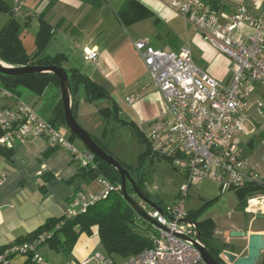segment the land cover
Segmentation results:
<instances>
[{
	"label": "built area",
	"instance_id": "2783aa9c",
	"mask_svg": "<svg viewBox=\"0 0 264 264\" xmlns=\"http://www.w3.org/2000/svg\"><path fill=\"white\" fill-rule=\"evenodd\" d=\"M15 16L21 15L23 0H10ZM164 7L179 14L201 33L219 54L233 64L226 82H222L198 67L189 46L175 51L156 49L149 41L137 40L134 47L140 54L150 80L162 94L168 118L153 121L146 136L150 151L162 155L179 169L186 185L173 206L162 209L143 208L152 233V247L135 256L118 260L96 251L80 262L67 264H205L199 251L191 244L194 229L180 221L190 219L184 202L192 185L203 180L215 182L220 191L248 187L251 196L244 212L253 219L264 215V175L249 163L241 150L237 135L248 132L244 124L255 125V116L264 117V7L258 16L250 15L241 5L235 13L221 20L208 0H158ZM246 24L252 32L238 36L239 27ZM96 50H84V59L95 62ZM12 106L0 109V144L14 147L29 137L43 138L47 143L70 153L81 166L94 165L95 156L87 150H76L59 129L40 116L32 105L0 89ZM140 93L128 95L133 104ZM97 192L78 190L66 204L65 215L85 213L96 202L119 189L104 177L96 179ZM39 239L12 246L0 254V264H11L8 257L32 254L33 264H51L36 254Z\"/></svg>",
	"mask_w": 264,
	"mask_h": 264
},
{
	"label": "crops",
	"instance_id": "0c3cea01",
	"mask_svg": "<svg viewBox=\"0 0 264 264\" xmlns=\"http://www.w3.org/2000/svg\"><path fill=\"white\" fill-rule=\"evenodd\" d=\"M6 1L11 3L10 0ZM128 1H132L131 12L122 15ZM221 4L222 8L217 12L221 20H225L241 5L250 15L258 16L264 7V0H221ZM10 17L9 14L0 13V23L4 25ZM15 17L19 24L21 21L26 27L34 25L37 31L41 21L48 24L52 34L48 46H53L56 51L53 56L64 55L66 59L62 65L66 70H78L108 93L109 98L102 100H106L109 105L104 107L116 105L118 116L127 109L125 121L138 124L141 130L147 126L146 133L153 121L168 115L165 113L162 94L152 82L150 86L146 82L144 84L149 74L134 42L149 39L155 43L154 48H168V52H171L196 42L199 33L158 0H23L21 15ZM131 17L135 19L130 20ZM109 22L116 23L117 27L106 33L105 25ZM139 23L144 24L146 33L137 35L129 30L130 26ZM251 32L250 27L242 24L238 36L245 37ZM85 49L96 50L95 62L84 59ZM201 60L204 63L205 57L202 56ZM201 68L214 78L226 82L233 64L216 50L212 59ZM52 88L54 91L48 102L45 93L27 97L30 100L27 102L21 99L20 92L17 97L34 108L38 107L39 111L44 109L50 117L51 107L60 100L56 88ZM134 93H140V96L128 105L126 98ZM75 100V119L86 118L80 110L81 103L76 97ZM12 105L13 100L7 98L0 102V109ZM64 137L71 141L69 135ZM13 149L11 159H0V246L32 232L49 218L61 217L74 192L100 190L96 180L89 181L78 173V163L68 151L47 143L43 138L31 136L23 143H17ZM250 164L257 173L264 175V160ZM49 177L52 179L49 180ZM211 219L215 227V220ZM251 220L254 219L251 217ZM240 230V225L230 223L227 231ZM263 230L250 228L247 232ZM240 249L238 252L231 251L239 256L245 255L246 241ZM93 251V241L85 234L80 235L72 250L74 261H83ZM22 260L24 263L27 258L16 256L11 263L17 264Z\"/></svg>",
	"mask_w": 264,
	"mask_h": 264
},
{
	"label": "trees",
	"instance_id": "16d2710c",
	"mask_svg": "<svg viewBox=\"0 0 264 264\" xmlns=\"http://www.w3.org/2000/svg\"><path fill=\"white\" fill-rule=\"evenodd\" d=\"M208 1L210 2L212 9L218 11V9L222 8L221 0ZM131 6L132 1H128L126 9L122 12V15L130 13ZM0 13L9 14L11 16L6 23L0 27V60L2 62L17 66L28 65L63 67L62 64L66 59L64 55H45V50L52 36L50 26L48 24L44 21L40 22L34 41L35 51L32 54H28L20 38V24L12 12L11 3L8 4L6 0H0ZM133 19L135 18L131 17L130 20ZM67 72L71 85V109L74 117L75 107L77 106L75 94L79 88L83 90L85 101L87 103L92 104L99 100L109 98L108 93L102 87L85 75L81 74L78 70L72 69L67 70ZM0 80L2 83L1 88L8 91L16 98L18 97L15 92H19L17 89L20 87L25 88L35 96H41L48 88H52V86L56 88L58 96L60 97L58 79L51 73L31 74L16 77L0 75ZM98 112L106 120L115 119L116 121L121 122V124L132 125L137 129L138 133L143 136L136 124L119 118L118 108L116 105L113 104L111 107L99 108ZM47 121L57 129L66 127L61 100L51 107V114ZM68 135L70 140L75 137L70 132ZM106 136L107 131L104 129L101 133V138L104 140ZM92 137L101 148L112 155L105 142L95 136ZM13 150V147H5L0 144V159H11L14 153ZM83 150H85V148ZM144 155H157L162 157V155L152 153L148 145ZM121 165L128 170L130 175L136 181L138 189L141 193L148 197V194L143 189L144 173L138 170H131L123 163H121ZM77 167L78 173H80L84 179H88L90 181L96 180L98 177L102 176L111 185L115 187L120 186V188L111 192L106 199L96 202L85 213H80L72 217H66L64 212L61 217L49 218L43 225L36 228L32 232L19 236L7 245L0 246V254L12 246L33 242L39 239L40 236H44L43 241L40 242L37 248L41 244L46 243L56 251L69 255L72 253L80 235L85 234L87 236H91L94 230L96 231L101 250L106 255L118 260L135 256L143 250L152 247V238L149 235L142 236L135 231L138 220L146 222L149 229L151 225L148 220L142 218L122 196L120 177L118 173L96 157L94 165L81 166L78 164ZM50 179L52 178L49 177V180ZM126 185L128 195L140 204L131 184L127 182ZM233 191L236 195L237 207L244 211L246 201L252 194V189L244 187ZM155 204L159 205V203ZM140 205L143 206V204ZM147 208L150 207L147 205ZM187 216L191 220L196 219L198 221L201 238L208 252L220 264H225L220 258V254L223 250H228V245L223 244L222 247L214 245V238L212 236L214 223L212 219L209 217H202L198 211L187 212ZM23 256L27 258L24 264H33L31 252ZM14 257L15 256L12 255L8 257V259L12 260Z\"/></svg>",
	"mask_w": 264,
	"mask_h": 264
},
{
	"label": "rangeland",
	"instance_id": "374dc122",
	"mask_svg": "<svg viewBox=\"0 0 264 264\" xmlns=\"http://www.w3.org/2000/svg\"><path fill=\"white\" fill-rule=\"evenodd\" d=\"M1 26L2 24L0 23V27ZM105 27V32L107 33L113 31L117 26L116 23L112 24L109 22V24H106ZM19 30L20 38L27 53L32 54L35 51L34 39L37 32L36 27L34 25L26 27L24 23L20 21ZM129 30L137 35L147 32L146 29H144V24L140 23L135 26H130ZM147 40L150 45H155V43L150 42L149 39ZM189 47L192 50L196 65L200 68L204 66L205 62L208 63L216 53V50L209 43L205 42L204 37L199 33L197 34L196 42H192ZM163 50L166 52L170 51L168 48H163ZM55 52L56 51L53 46L49 45L45 50V55L53 56ZM202 56L205 57L204 63L201 62ZM144 80V84L146 82L150 86V78L146 77ZM1 86L2 83L0 80V89H2ZM17 90L21 93V99L26 102L30 101L27 100V97L35 96L25 88L20 87ZM53 91L54 88H48L46 90V102L49 101ZM15 93L19 95L18 92ZM75 97L81 103L80 110L86 117L83 119L77 118V123L92 136H95L105 142L109 152L120 163H123L131 170H138L144 173L143 189L148 194L150 201L153 203H159L160 207L163 209L173 206L177 197L182 192V189L185 187L186 180L184 179L182 172L174 167L172 160L169 158L157 155H144L148 145L146 139L144 138L147 136V126L143 127L142 130L139 128L143 134V136H141L137 129L132 125L121 124V122L116 121L115 119L106 120L98 113L99 108L109 105L106 100L89 104L85 101V96L81 88L78 89ZM4 100H7V98H5L0 92V102H3ZM122 104L124 105L123 101ZM35 110L44 119L49 118L48 113L45 112L44 109L39 111L38 107H35ZM125 112H127V109H125V111L123 110L121 115H119L120 119L125 120V114H127ZM168 117L169 116H166L165 118ZM104 129L107 131V136L103 140L101 138V133ZM244 129L248 132V135L242 132L237 135V139L241 142V150L248 158L249 163H255L257 160H264V117L255 116V125L247 121L244 124ZM59 130L64 135H68L66 128L61 127ZM70 142L76 150H80L83 147L82 143L76 137L72 138ZM249 143H252L251 149L248 147ZM184 209L187 212L198 211L203 217L213 218L215 220V227L213 231L214 245L222 247L223 244L227 243L230 251H241L240 248H242L245 244V240L232 237L230 231H227L230 223H237L240 225V231L248 230L250 228L264 229V219L251 220L250 214L245 213L237 207L236 195L233 190L222 193L215 182L208 180H203L197 185L190 186L184 202ZM136 224L137 227L135 231L142 236H148L149 233L153 232L144 221L138 220ZM88 238L94 243V251L92 254L96 251H101V247L96 237V232L94 231L93 235L88 236ZM36 254L44 257L51 264H67L76 262L74 261L73 253L65 255L62 252H58L51 248L46 243L41 244L37 248ZM15 263L13 262L11 264ZM17 264H24L23 260L17 262Z\"/></svg>",
	"mask_w": 264,
	"mask_h": 264
},
{
	"label": "water",
	"instance_id": "95a60500",
	"mask_svg": "<svg viewBox=\"0 0 264 264\" xmlns=\"http://www.w3.org/2000/svg\"><path fill=\"white\" fill-rule=\"evenodd\" d=\"M40 73H51L56 76L59 82V91H60V100L63 107V116L65 121V126L67 130L74 135L83 145L85 150L90 152L96 158L103 161L105 164L113 168L120 177V185L122 196L127 201V203L145 220H149L146 212L142 205L138 204L134 199H132L127 192V182L131 184L132 188L135 191L136 196L149 207L157 210L159 213H163L159 205L153 203L149 200L138 189L136 181L130 175L128 170H126L121 163L101 148L92 135L83 129L76 121L72 109V93L71 85L69 80V75L67 70L64 67L58 66H17L4 63L0 60V75L3 76H26L31 74H40ZM248 147L252 148V143L248 144ZM255 219H264V215L257 213ZM182 224L189 225L194 229V239L189 241L191 244L199 251L201 257L205 264H220L216 259L206 249L197 224L191 219H185L180 221ZM232 237L244 239L246 241V254L237 255L229 250H223L220 254V258L227 262L228 264H255L260 257L262 251H264V233L263 232H247V231H230Z\"/></svg>",
	"mask_w": 264,
	"mask_h": 264
},
{
	"label": "flooded vegetation",
	"instance_id": "af4514ba",
	"mask_svg": "<svg viewBox=\"0 0 264 264\" xmlns=\"http://www.w3.org/2000/svg\"><path fill=\"white\" fill-rule=\"evenodd\" d=\"M138 201H139L140 204H143V205H146L147 206V204L143 203L139 198H138ZM193 221L197 224V228L199 229L198 221L196 219H193ZM244 231H247V230H244ZM263 233H264V230H263ZM212 236L214 238V233H212ZM224 263L225 264H228L225 261H224ZM255 264H264V251L261 252L260 257H259V259L257 260V262Z\"/></svg>",
	"mask_w": 264,
	"mask_h": 264
}]
</instances>
